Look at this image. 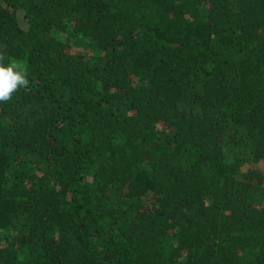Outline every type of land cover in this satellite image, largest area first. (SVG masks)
Returning a JSON list of instances; mask_svg holds the SVG:
<instances>
[{
    "label": "trees",
    "instance_id": "16d2710c",
    "mask_svg": "<svg viewBox=\"0 0 264 264\" xmlns=\"http://www.w3.org/2000/svg\"><path fill=\"white\" fill-rule=\"evenodd\" d=\"M0 54V264H264V0H0Z\"/></svg>",
    "mask_w": 264,
    "mask_h": 264
},
{
    "label": "clouds",
    "instance_id": "9594fccd",
    "mask_svg": "<svg viewBox=\"0 0 264 264\" xmlns=\"http://www.w3.org/2000/svg\"><path fill=\"white\" fill-rule=\"evenodd\" d=\"M28 70L21 62L10 59L5 63V56L0 54V103L10 101L13 95L29 85Z\"/></svg>",
    "mask_w": 264,
    "mask_h": 264
},
{
    "label": "rangeland",
    "instance_id": "374dc122",
    "mask_svg": "<svg viewBox=\"0 0 264 264\" xmlns=\"http://www.w3.org/2000/svg\"><path fill=\"white\" fill-rule=\"evenodd\" d=\"M22 22V20H20ZM57 36L61 39V40H66L67 39V36H66V33L63 32V31H60L59 33L57 32ZM75 52H81L85 55H89L92 53L91 51V48L90 47H83V48H78V49H74ZM73 50V51H74ZM252 168V167H261L263 168V163L262 162H259V163H253V162H248V163H245L241 166V171H244L246 170V168ZM7 231H3V230H0V234H4L6 233Z\"/></svg>",
    "mask_w": 264,
    "mask_h": 264
}]
</instances>
